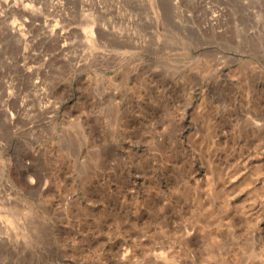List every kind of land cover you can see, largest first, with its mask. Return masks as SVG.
Instances as JSON below:
<instances>
[{"label":"rangeland","instance_id":"obj_1","mask_svg":"<svg viewBox=\"0 0 264 264\" xmlns=\"http://www.w3.org/2000/svg\"><path fill=\"white\" fill-rule=\"evenodd\" d=\"M0 264H264V0H0Z\"/></svg>","mask_w":264,"mask_h":264}]
</instances>
